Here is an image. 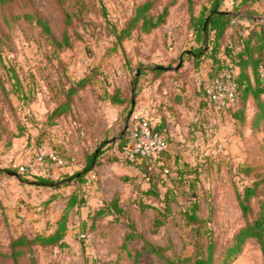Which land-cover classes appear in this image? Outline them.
Returning <instances> with one entry per match:
<instances>
[{
	"label": "rangeland",
	"instance_id": "obj_1",
	"mask_svg": "<svg viewBox=\"0 0 264 264\" xmlns=\"http://www.w3.org/2000/svg\"><path fill=\"white\" fill-rule=\"evenodd\" d=\"M141 1L0 3L2 169L18 171V165L26 164L42 143L60 150L52 132L70 117L52 112L65 100L67 86L82 77L88 79L72 101V117L78 114L86 92L122 79L128 81L132 98L141 92L153 96V90H145L152 83L148 71L156 64L177 66L181 58L180 75L185 82L181 85L179 77L180 83H172L170 88L186 91V81L189 83V78H193L194 89L202 96L199 98L202 108L194 124L189 125L190 132L164 133L167 149L154 160L155 164L139 168L127 182L110 178L101 182L96 172L91 171L80 191L76 183L54 188L36 183L37 174L22 173L25 179H20L0 170L2 249L7 248L15 233L54 230L60 216L68 213L67 242L46 246L37 243L34 255L38 264H188L210 240L216 242L215 264H223L225 247L246 221L237 192L260 181L257 195L251 199L253 211L259 198L264 197V122L252 124L254 99L248 98L243 110L245 121L241 122L226 109H214L205 94L208 80L225 67L236 66L220 52L214 60L209 50L198 61L186 52L201 43L196 40L197 22L191 18L187 0H176L170 6L167 21L158 28L147 33L136 31L131 37L118 40L114 27L121 28ZM172 1L156 0L155 10ZM195 1L198 5L205 2L209 5L213 0ZM245 1L242 9L249 13L248 18L263 17L264 0ZM234 4L233 0H220L222 9ZM37 16L47 19L58 39L66 34L69 43L55 45ZM189 69L195 71L191 73ZM162 91L165 93V89ZM93 103L88 101L89 106ZM165 167L169 169L167 172ZM115 191L119 192L124 212L97 216L96 210L110 201ZM80 192L82 205L67 206L77 201ZM97 192L103 194L99 196ZM193 214L199 218L190 219ZM131 231L133 237L126 240ZM0 264L13 262L0 255ZM225 264H264L260 245L255 241L245 243Z\"/></svg>",
	"mask_w": 264,
	"mask_h": 264
},
{
	"label": "trees",
	"instance_id": "obj_2",
	"mask_svg": "<svg viewBox=\"0 0 264 264\" xmlns=\"http://www.w3.org/2000/svg\"><path fill=\"white\" fill-rule=\"evenodd\" d=\"M13 0H0V3H9ZM176 0L171 3H167L161 10H155L156 0H143L136 4L134 11L129 16L125 24L121 28L114 27V33L118 40H124L132 36L134 32H150L155 28H158L163 23H165L170 15V6L174 4ZM253 1V0H252ZM188 7L191 13V18L197 22L194 28L197 32L196 40L201 41V43L195 47V49L186 50L189 52L195 60L201 56H204L209 50L211 51V57L216 60V56L222 45V39L225 35L227 27L230 25L231 20L236 17L234 12H221L220 0H213L209 5L207 3L200 5L198 9L197 2L195 0H187ZM245 0L240 3L235 4L234 9L242 12V5ZM195 8V10H194ZM70 17V16H69ZM38 23L43 27L46 35L49 36L55 45L58 47L63 46L64 43H69L68 36L65 34L63 39H58L54 34H52L51 27L47 19L37 16ZM260 25V27L257 26ZM252 26L248 35L241 44V48L235 53L233 51L236 49V43L230 45L226 44L225 52L230 55L234 54L236 58H232L235 63L234 66H238L239 71L237 72L238 99L226 106L227 112L237 120L241 122L245 121V109L246 102L249 97H252L255 102L256 110L254 113V119L252 120L253 126H256L261 120L264 122V86L262 85L258 76V61L260 59L261 53L264 49V22H251ZM198 63V62H195ZM156 64L151 67V70L155 73L165 70V67H159ZM182 67V66H181ZM88 77H82L79 80L70 83L69 86L64 90L66 96L65 100L58 105L52 112V114L59 113L63 114V117L69 118L67 121H74L77 129L81 128V122L77 114L76 117H72L74 108L73 100L76 99L78 95V90L84 87ZM137 79H134L133 85H135ZM112 101L121 102L119 97V92L114 89L110 95ZM128 103H131L132 94L128 92L126 96ZM128 104V105H129ZM127 105V107H128ZM224 109V110H225ZM65 118V119H67ZM151 119V118H150ZM153 125V124H152ZM153 128L163 132L162 129L153 125ZM165 133V132H163ZM128 134L125 132L121 137V147L123 149ZM165 151V150H164ZM163 151V152H164ZM101 149L98 152H93L87 158V163L83 169L78 170L72 174H67L66 172H61L59 177L52 178L49 175H38L35 179L36 183L49 185L54 188L61 187L62 185L75 184L77 189L83 190V183L86 181L87 173L93 171L96 164H98L97 157L99 156ZM124 158V157H123ZM125 160V159H124ZM126 161V160H125ZM150 165L149 162H143L140 167L143 169L145 166ZM147 169V167H146ZM0 170H8L7 168H0ZM24 174L20 173V179H25ZM132 176H126L124 180L128 181ZM87 181L90 183L89 178ZM260 181H255L252 185H247L243 192L238 191L237 196L239 199L240 207L243 214L246 217L245 223L239 228V230L233 235L231 241L227 244L224 250V256L222 259L223 264L228 260V257H234L237 252H239L242 246L249 242H257L263 253L264 260V197L259 198L258 207L253 211V204L251 199L257 195V187ZM82 192L79 193L77 201L73 200L68 205H82L83 200ZM72 197V196H71ZM75 197V196H74ZM102 207H99L95 214L101 216L104 214L116 215L118 213H123V206L120 204L119 192L115 191L113 197L110 198ZM254 212V213H253ZM190 219L193 217L199 218L197 214L189 216ZM94 218V217H93ZM69 215L68 213H63L57 220V226L54 230L49 232H36L34 234L28 232H19L11 236V240L7 245L6 249L0 247V255L10 258L13 264H38L36 257L34 255V248L37 243L41 245H63L67 242L66 234L68 230ZM134 227L131 224V228ZM133 237V232H128L125 239L128 240ZM150 245V243H147ZM141 249H144L143 247ZM215 250L216 242L210 240L206 248H200L198 253L192 257L188 264H215ZM53 264V263H49Z\"/></svg>",
	"mask_w": 264,
	"mask_h": 264
},
{
	"label": "crops",
	"instance_id": "obj_3",
	"mask_svg": "<svg viewBox=\"0 0 264 264\" xmlns=\"http://www.w3.org/2000/svg\"><path fill=\"white\" fill-rule=\"evenodd\" d=\"M233 3L237 4L238 1L233 0ZM233 6L221 9L236 13L237 15L234 18L239 17L242 22H232L231 20L218 52L223 53L229 61L235 63L231 59L238 58L234 54L228 55L224 51L226 44L230 43L231 45L236 43V49L233 51L235 53L241 48L242 42L248 35L252 27L250 23L264 22V15L263 17L254 15L255 17L251 19L247 16L249 13L244 11L239 12ZM199 7L200 5L197 6L198 9ZM242 17L246 18L245 20L248 22L244 21ZM257 26L260 27L259 24ZM235 70L236 72L239 71L238 66H236ZM171 71L175 74H171ZM193 71L195 69H189V72L192 73ZM148 72L149 81L152 83L145 90L150 88L155 94L153 96H144L143 92L138 93L135 98L134 110L147 114L151 118L152 124L162 129L167 135H174L175 132H190L189 125L194 124L195 119L199 115V110L202 108L199 103V98L202 96L194 89L193 78H189L191 80L189 83L186 81L185 85L188 86L186 91L178 92L176 90V92L170 88V85L172 83H180L177 78L181 77L180 74L183 72L181 66L177 69L166 68L158 73H155L151 69ZM180 81L181 85H183L185 82L184 77H181ZM163 82L165 84L160 85ZM104 86L106 87L97 86L96 91L86 92V95L83 97V103H81V108L77 114L82 125L81 128L77 129L74 121L65 120L57 124L58 126L55 125L57 128H55V132H52L53 139L66 159V165L62 167V171H65L67 174H72L83 169L87 163L88 156L93 152H98L100 148L101 152L97 157L98 164L92 169L96 172L97 178H100L101 182L106 181L107 178L127 182L124 180L125 177L132 176L134 178L136 173L140 171L139 168H141H133L122 156L121 137L127 132L125 128L129 124V115L132 107V100L129 104L126 98L129 91L128 81L122 79L111 85L104 84ZM102 89H104V94L101 95ZM114 89H117V92H119L121 102L112 101L110 95ZM163 89H165L166 94L163 93ZM180 93L182 94L181 96ZM155 96L159 98L155 99ZM177 98H182V100L178 101ZM188 98L191 99L189 101L190 104L187 101ZM88 101L89 103L93 101L95 103L89 106ZM172 105L173 107H171ZM57 129L60 132H56ZM55 136H59V139ZM133 178H129L128 180H132ZM102 194V192H97L99 196ZM105 199L107 198L105 197Z\"/></svg>",
	"mask_w": 264,
	"mask_h": 264
},
{
	"label": "built area",
	"instance_id": "obj_4",
	"mask_svg": "<svg viewBox=\"0 0 264 264\" xmlns=\"http://www.w3.org/2000/svg\"><path fill=\"white\" fill-rule=\"evenodd\" d=\"M232 22H242L239 17ZM171 43L170 37L168 38ZM258 76L264 86V50L258 61ZM205 94L216 110H223L234 103L239 96L237 72L231 66L216 73L205 85ZM127 141L122 149V156L133 168H139L143 162L155 164L168 147L167 137L163 132L153 128L150 117L138 110H133L127 127ZM66 165L63 153L53 145L42 143L26 164L18 165V172L25 174L49 175L59 177L62 167ZM165 172L169 169L163 168ZM48 171V173H46ZM46 173V174H45ZM95 175V174H94ZM96 176V175H95Z\"/></svg>",
	"mask_w": 264,
	"mask_h": 264
},
{
	"label": "water",
	"instance_id": "obj_5",
	"mask_svg": "<svg viewBox=\"0 0 264 264\" xmlns=\"http://www.w3.org/2000/svg\"><path fill=\"white\" fill-rule=\"evenodd\" d=\"M220 11H221V12H231V11H229V10H222V9H221ZM182 61H183V59L181 58V59H180V62H179V64H178L177 66H172V65H168V66H166V65H159V67H165V68H169V69H177V68H179V67L181 66ZM133 92H134V88H133ZM134 107H135V97L132 98V107H131V111H130L129 118H130V116H131V113H132L133 110H134ZM127 127H128V124H127V126H126V128H125V131L127 130ZM10 173H11L12 175L17 176V177H20V173H19L18 171H16V170L10 171Z\"/></svg>",
	"mask_w": 264,
	"mask_h": 264
}]
</instances>
